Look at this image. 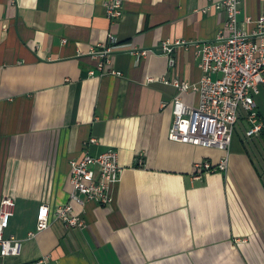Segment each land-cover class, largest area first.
I'll return each instance as SVG.
<instances>
[{"label":"crops","instance_id":"0c3cea01","mask_svg":"<svg viewBox=\"0 0 264 264\" xmlns=\"http://www.w3.org/2000/svg\"><path fill=\"white\" fill-rule=\"evenodd\" d=\"M219 1L122 0L111 20L110 0H0V203L15 200L4 237L21 243L16 256L0 247V264H264V130L248 136L242 110L229 153L169 139L178 90L165 81H201L198 46L226 33ZM240 10V28L258 31L264 0ZM199 96L183 95L194 107ZM109 150L122 168L113 202L74 203L88 227H68L57 212L71 163ZM43 205L51 224L38 231Z\"/></svg>","mask_w":264,"mask_h":264},{"label":"built area","instance_id":"2783aa9c","mask_svg":"<svg viewBox=\"0 0 264 264\" xmlns=\"http://www.w3.org/2000/svg\"><path fill=\"white\" fill-rule=\"evenodd\" d=\"M241 3L242 0H221L213 6L227 13L226 33H220L214 42H205L198 46L200 68L203 72L201 81L194 85L179 79L173 82L165 81V84L173 85L178 90L177 98L173 101L174 122L169 134L172 142L229 153L242 110L250 124L248 136L260 135L264 130V122L256 103V96L261 95L264 86V18L257 21L258 31L242 30L239 25ZM106 7L111 20H118L124 14L122 0H110ZM251 23L253 22L249 18L247 24ZM114 43L115 41L112 42ZM102 49L96 56L105 58L112 54L117 46H102ZM147 53L143 51L142 55ZM104 66V63H101L98 70L103 71ZM90 74L95 75L96 71ZM115 74L121 76V73ZM189 90L200 95L196 107L184 101L183 95ZM89 143L97 144L98 141L92 139ZM227 164L228 158L217 167L212 166L209 161L196 163L195 176L201 178L204 174L219 169L225 171ZM71 166V200L60 207L57 219L70 228L86 229V221L75 214L74 203L82 206H85V202H93L103 207L111 205V187L118 184L122 176L120 157L114 150L106 151L97 157L86 154L83 158L74 160ZM15 208L16 202L13 198L6 196L2 199L0 247L3 257L20 254L21 243L15 237H4L5 230L15 215ZM37 224L38 231L49 228L51 223L48 205L40 208Z\"/></svg>","mask_w":264,"mask_h":264},{"label":"trees","instance_id":"16d2710c","mask_svg":"<svg viewBox=\"0 0 264 264\" xmlns=\"http://www.w3.org/2000/svg\"><path fill=\"white\" fill-rule=\"evenodd\" d=\"M262 134H263V132H262Z\"/></svg>","mask_w":264,"mask_h":264},{"label":"water","instance_id":"95a60500","mask_svg":"<svg viewBox=\"0 0 264 264\" xmlns=\"http://www.w3.org/2000/svg\"><path fill=\"white\" fill-rule=\"evenodd\" d=\"M168 48H169V46H168Z\"/></svg>","mask_w":264,"mask_h":264}]
</instances>
